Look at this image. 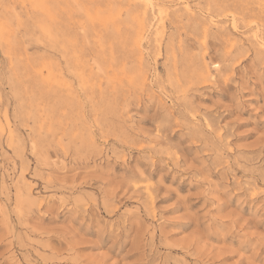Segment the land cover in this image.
<instances>
[{
    "label": "rangeland",
    "instance_id": "374dc122",
    "mask_svg": "<svg viewBox=\"0 0 264 264\" xmlns=\"http://www.w3.org/2000/svg\"><path fill=\"white\" fill-rule=\"evenodd\" d=\"M37 1L0 0V264H264V57L251 33L198 10L209 0L162 2L159 18L147 11L141 87L108 109L79 91L52 36L58 18L76 23L81 79L104 90L92 49L107 45L88 26L116 9ZM170 12L209 33L174 37L199 79L179 87ZM70 84L78 105L52 95Z\"/></svg>",
    "mask_w": 264,
    "mask_h": 264
},
{
    "label": "bare ground",
    "instance_id": "6f19581e",
    "mask_svg": "<svg viewBox=\"0 0 264 264\" xmlns=\"http://www.w3.org/2000/svg\"><path fill=\"white\" fill-rule=\"evenodd\" d=\"M102 1L105 9L107 10V13L111 14L112 10L116 9L115 12L117 16H115V18L109 23V26L103 27L101 31H97L91 25H89L88 32L90 36L99 35L98 38H103L104 45H107L106 49H97L95 47H93L92 49L93 55L95 56L96 60L99 61V66H96V68L98 67V70L105 74L104 78L106 80V88L104 90H101L99 88V84L97 85V89H95V84H87L81 79L83 66L77 65V63L74 62L75 57H73L75 52L78 51L77 41L74 38L73 25L75 24L76 26V23L74 21V23H66L64 20H62V18H58V21H56V23H54L53 25L55 26V28H53L55 30V35H53L52 38L54 39L53 41L55 47H57L55 48V50L63 57L69 55L70 59L66 58L68 60L67 69L74 78H77L79 80V91H81L86 98H93V95H95L96 93L101 95L103 93L102 96H104V103L105 101H107L105 104H107L106 108H108L111 107V105L114 104L118 98L125 96L126 94L124 95V93L128 92L131 94H135V92H137L138 86H140L139 82L142 78L140 71L142 52L140 50V46L143 40H145L144 37L146 36L145 32L147 11H150L154 19L156 17L159 18L164 11H161L163 3L167 2L172 4V2L176 0H141L142 2L140 0ZM178 1L182 2L185 0ZM37 2L39 6L43 5L42 8H45L47 10L50 8L48 4L55 5L54 2L48 3L47 0H39ZM57 2L61 1H56V5H58ZM122 8H125L124 17L121 16ZM141 8H143L144 11L138 13ZM198 10L202 11L203 13L206 12L211 19H230V24L233 28H237L239 26L244 28L247 32H249V34L251 33V41L253 40L255 42L254 44H256L258 47L255 48L258 50L261 49L260 51L257 50V52L253 48V52L259 53L260 56L264 57V0H209V2L199 7ZM44 12L46 13V11ZM166 20L168 22L167 24L171 28V32L167 36V40L164 44V52L170 57L171 66H173V68L179 66L180 69V77H177L176 80L174 79L171 81L176 82H173V84H177V87L182 86V84L188 82L191 83L198 81V78L193 79L196 72L192 68L191 64H189V62H191V59L188 55V50H185L183 57L175 56V46L173 44V40L176 35L180 34L183 30L186 31L188 29L192 30L191 32L195 35V37H199V31L203 33L204 37H206V35H209V33L205 31L206 27L202 25L199 26V24L194 23L195 21L191 17L181 16V14H179L178 12L168 13L166 15ZM193 23L194 25H192ZM220 34H226L225 30L217 33V35ZM248 38L249 37H247V40ZM92 43L95 44V41H92ZM186 54L188 56H186ZM93 62L95 63V61ZM112 67H117L119 73L121 72V70H123V73H121L124 75H128L125 81V85L122 83L121 77H118L116 79L114 78V75L109 76L110 74H107L109 73L107 69ZM43 70H45V73H42L41 80L42 91L45 93H42V95L46 96L47 89L49 88V71L48 69H46V67H43ZM53 72L54 71L52 70L50 73L53 74ZM76 88L77 87L75 84H70L68 88L64 90L57 87H52L51 89L53 96H69V98H71L75 102L74 105H78L79 102H77L74 98L75 96H78V94L75 92ZM109 89L111 90L112 94H109ZM119 101L121 102L122 100ZM69 105H71V103ZM67 107L70 108V106ZM192 133L194 134L193 130L192 132H188L187 136L191 137ZM75 139L77 140V138ZM79 154L80 153H76V156H79Z\"/></svg>",
    "mask_w": 264,
    "mask_h": 264
}]
</instances>
